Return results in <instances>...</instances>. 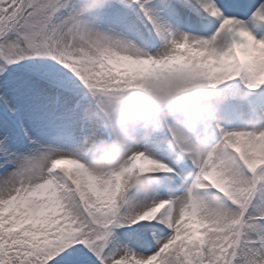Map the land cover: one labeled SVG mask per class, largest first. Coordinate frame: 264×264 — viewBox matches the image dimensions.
Here are the masks:
<instances>
[{
	"label": "snow or ice",
	"instance_id": "obj_1",
	"mask_svg": "<svg viewBox=\"0 0 264 264\" xmlns=\"http://www.w3.org/2000/svg\"><path fill=\"white\" fill-rule=\"evenodd\" d=\"M0 264H264V0H0Z\"/></svg>",
	"mask_w": 264,
	"mask_h": 264
}]
</instances>
